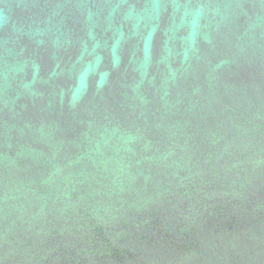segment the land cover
Masks as SVG:
<instances>
[{"label":"water","instance_id":"water-1","mask_svg":"<svg viewBox=\"0 0 264 264\" xmlns=\"http://www.w3.org/2000/svg\"><path fill=\"white\" fill-rule=\"evenodd\" d=\"M0 264H264V0H0Z\"/></svg>","mask_w":264,"mask_h":264},{"label":"clouds","instance_id":"clouds-1","mask_svg":"<svg viewBox=\"0 0 264 264\" xmlns=\"http://www.w3.org/2000/svg\"><path fill=\"white\" fill-rule=\"evenodd\" d=\"M201 9H202V7H200V8H197V9H196V11H197V14H199V13H200Z\"/></svg>","mask_w":264,"mask_h":264}]
</instances>
